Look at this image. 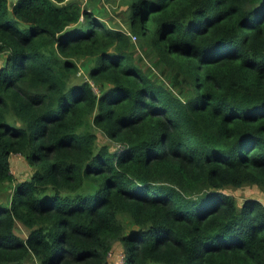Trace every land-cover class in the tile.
Instances as JSON below:
<instances>
[{
    "label": "trees",
    "instance_id": "16d2710c",
    "mask_svg": "<svg viewBox=\"0 0 264 264\" xmlns=\"http://www.w3.org/2000/svg\"><path fill=\"white\" fill-rule=\"evenodd\" d=\"M128 2L0 0V264H264V0Z\"/></svg>",
    "mask_w": 264,
    "mask_h": 264
},
{
    "label": "rangeland",
    "instance_id": "374dc122",
    "mask_svg": "<svg viewBox=\"0 0 264 264\" xmlns=\"http://www.w3.org/2000/svg\"><path fill=\"white\" fill-rule=\"evenodd\" d=\"M16 1V0H13ZM83 6L89 7L92 10L96 9L100 13H103L102 19L105 22L111 23L112 25H116L120 28H123L126 31H129V26L125 22L126 17L128 18L131 15V10H129L128 0H105L102 2L101 0H79ZM127 8V9H126ZM128 10V11H125ZM136 42V57L138 59H143V64H152L151 58L153 56L152 52L149 53V50L146 47L141 46V42L139 39H135ZM6 53H1L0 55V66L5 64ZM157 72L164 75L159 69H155ZM86 76L87 73L85 70H81V74L79 78ZM99 137V144H109L112 146V149L119 150L117 144L112 143L101 130H96ZM11 171L14 175V182L8 184V189L4 190V196L1 197L0 201L7 202L10 200L11 187L15 184V182H23L29 180L32 177L34 169L27 163L24 156L20 154L13 155L11 157ZM228 193L234 195L239 203H242L246 198H256L261 200L264 203V190L256 185L246 186L241 189H231L227 191ZM28 231L23 226H19L18 235L25 237ZM109 264H124V254L123 247L121 244H116L112 254L109 258Z\"/></svg>",
    "mask_w": 264,
    "mask_h": 264
},
{
    "label": "built area",
    "instance_id": "2783aa9c",
    "mask_svg": "<svg viewBox=\"0 0 264 264\" xmlns=\"http://www.w3.org/2000/svg\"><path fill=\"white\" fill-rule=\"evenodd\" d=\"M132 37H133V39L135 40L137 37L136 36H134V35H132ZM0 55H1V52H0Z\"/></svg>",
    "mask_w": 264,
    "mask_h": 264
},
{
    "label": "crops",
    "instance_id": "0c3cea01",
    "mask_svg": "<svg viewBox=\"0 0 264 264\" xmlns=\"http://www.w3.org/2000/svg\"><path fill=\"white\" fill-rule=\"evenodd\" d=\"M102 2H105V0H101ZM127 9V8H126Z\"/></svg>",
    "mask_w": 264,
    "mask_h": 264
},
{
    "label": "water",
    "instance_id": "95a60500",
    "mask_svg": "<svg viewBox=\"0 0 264 264\" xmlns=\"http://www.w3.org/2000/svg\"><path fill=\"white\" fill-rule=\"evenodd\" d=\"M11 5H14V2H12Z\"/></svg>",
    "mask_w": 264,
    "mask_h": 264
}]
</instances>
